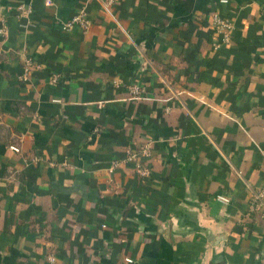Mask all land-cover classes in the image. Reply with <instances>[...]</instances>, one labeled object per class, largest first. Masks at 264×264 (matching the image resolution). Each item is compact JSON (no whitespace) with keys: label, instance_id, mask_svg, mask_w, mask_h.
<instances>
[{"label":"crops","instance_id":"1","mask_svg":"<svg viewBox=\"0 0 264 264\" xmlns=\"http://www.w3.org/2000/svg\"><path fill=\"white\" fill-rule=\"evenodd\" d=\"M103 2L0 0V264H264V0Z\"/></svg>","mask_w":264,"mask_h":264},{"label":"built area","instance_id":"2","mask_svg":"<svg viewBox=\"0 0 264 264\" xmlns=\"http://www.w3.org/2000/svg\"><path fill=\"white\" fill-rule=\"evenodd\" d=\"M116 0H104V6H112ZM50 2V1H49ZM48 2V3H49ZM51 3V2H50ZM49 3V4H50ZM33 5L32 3L22 2L16 7V14L20 18H25L26 23L29 22L32 14H33ZM212 23L214 25V29L216 33L219 35V40L214 43V47L218 48L223 44H228L231 42L233 38V31L235 29V25L233 21L219 13L213 12L212 15ZM92 21L89 17L88 11L85 6L78 7L76 11L62 23L64 29H73L80 28L82 30H87L90 28ZM8 27L7 24L3 21L0 25V34H7ZM43 64L40 61L35 60L33 56H28L25 59V63L23 66V73L20 76L21 81H27L35 71L42 69ZM59 80L58 73H52L50 76L51 83H57ZM128 93L130 98L137 99L142 96L144 93V88L139 84H130L127 86ZM54 101H60L59 99H55ZM154 148V140L149 138L142 147L139 149H129L127 151V155L124 159L126 163L133 164L134 171L136 175L139 177H147L151 174V168L148 164V159L153 154ZM120 163L118 159L113 160L109 166V172H113L115 167ZM251 200L249 203V207L246 215L251 216L258 210L264 207V186L259 189L253 190ZM220 200L224 202H228L229 199L224 196L218 197ZM130 261V259H128ZM48 264H58V259L54 254H50L48 256Z\"/></svg>","mask_w":264,"mask_h":264}]
</instances>
